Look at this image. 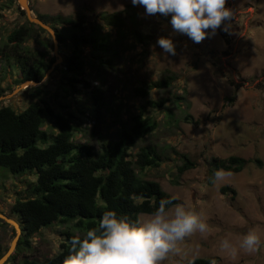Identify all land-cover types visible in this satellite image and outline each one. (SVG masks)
<instances>
[{
	"label": "rangeland",
	"instance_id": "obj_1",
	"mask_svg": "<svg viewBox=\"0 0 264 264\" xmlns=\"http://www.w3.org/2000/svg\"><path fill=\"white\" fill-rule=\"evenodd\" d=\"M27 3L36 17L83 19L88 27L93 23L103 25L101 14L130 6L142 40L136 41L128 31L118 40L117 30L104 25L100 31L108 35L110 49L101 54V61L90 53L88 45L83 47L81 77L89 88L79 84L76 94L71 95L65 90L70 74L63 68L70 49L57 40L54 53L51 35L36 31L24 46L45 53V60H52L50 70L40 83H16L21 78L19 71L3 68L0 55V93L4 92L0 97L9 95L0 100V108L10 106L20 112L31 102L41 101L55 113H70L75 127H81L74 141L95 148L102 140L116 141L121 123L132 115L143 112L154 117L157 129L138 141L134 152L144 144L156 145L163 162L157 169L147 170L145 178L157 182L177 204L198 213L208 225L205 234L194 232L179 241L178 251L169 253L161 264L189 263L196 258L213 259L215 264H264V0H226L225 7L233 13L230 28L225 32L228 44L223 42L218 29L215 36L193 43L186 35L172 30L170 16H146L143 7H134L130 0H27ZM19 8L18 0H0V47L9 33L26 23V15ZM126 23L125 29L133 28L127 20ZM56 28L69 33L68 24H58ZM160 37L172 39L175 55H161L156 45ZM168 75L175 77L170 87L150 90L145 98L134 95L135 88ZM94 89L102 92L101 109L91 98ZM231 97L233 103L227 100ZM163 98L169 100L161 109L148 105V101ZM96 115L94 127L92 119ZM44 128L55 132L49 120ZM230 156L249 162L238 173L224 171L230 175L214 179L211 158ZM185 158L194 166L178 174L177 167ZM36 176V173L14 176L0 170V213L15 217L11 206L16 199L26 197V186ZM221 187L230 191L221 192ZM148 218L149 215L141 214L139 222ZM67 229L71 227L59 224L42 229L31 238L30 251L24 254L30 259L32 255H54ZM250 229L261 237L256 252L238 250L235 256H229L220 251L221 239L238 243ZM14 235L9 224L0 223L1 248L7 249Z\"/></svg>",
	"mask_w": 264,
	"mask_h": 264
},
{
	"label": "trees",
	"instance_id": "obj_2",
	"mask_svg": "<svg viewBox=\"0 0 264 264\" xmlns=\"http://www.w3.org/2000/svg\"><path fill=\"white\" fill-rule=\"evenodd\" d=\"M129 9L130 6H127L112 14L103 13L100 15L103 25L93 23L89 27L83 19L72 21L61 16L37 15V18L55 31L59 43L70 49L63 68L64 72L70 74L67 79L68 88L65 90L71 95L76 94L79 84L89 88L88 82L81 77L83 64L80 58L83 47L88 45L90 53L101 61V54L110 49L108 35L100 31L104 25L117 30L118 40L123 39L127 31L136 41L142 40L137 24L134 23L135 13ZM19 11L22 15L25 14L20 8ZM126 20L132 24V29H125ZM58 24H68L69 33L60 32L56 28ZM36 31L46 32L26 20L25 24L6 36L0 47L3 68H15L21 75L16 83H40L51 67L52 60L46 61L45 53L24 46ZM218 32L223 42L228 44L227 33L219 29ZM174 80V75H168L135 88L133 92L135 96L145 98L150 90L168 88ZM3 94L1 91L0 96ZM102 96V92L97 89L91 91V98L98 109L104 106ZM179 98L175 97L176 100ZM168 100L163 98L148 101V105L153 109H161ZM227 100L233 103L234 97ZM168 115H171L170 112ZM72 117L74 116L70 113H55L41 101L31 102L20 112L10 106L0 108V170L5 169L14 176L37 174L36 179L26 186V197L16 199L11 206V213L19 222L22 234L15 252L5 264H64L68 255V239L73 235L82 236L88 229L96 226L105 211L113 210L117 215L139 223V215H150L162 199L172 201L169 208L178 203L157 182L145 178L147 170L157 169L163 162L158 147L144 144L134 152L137 142L143 141L157 129L154 117L143 112L132 115L126 123H121L116 141L102 140L98 148L74 141L81 127H75ZM97 119V115L92 119L94 127ZM48 120L55 132L44 128ZM248 162L237 156L227 159L213 157L210 166L212 172L223 170L238 173ZM255 162L261 164L259 160ZM193 166L185 158L177 167L178 174ZM220 190L230 191L226 187H221ZM231 193L235 192L231 190ZM105 204L107 208L103 206ZM0 223L6 226L2 220ZM58 224L68 225L71 230L67 229L62 233L57 253L43 257L32 255L33 259L24 254V251H30L31 238L37 236L42 229ZM6 250L0 247V257ZM213 261L196 258L189 263L179 264H212Z\"/></svg>",
	"mask_w": 264,
	"mask_h": 264
},
{
	"label": "clouds",
	"instance_id": "obj_3",
	"mask_svg": "<svg viewBox=\"0 0 264 264\" xmlns=\"http://www.w3.org/2000/svg\"><path fill=\"white\" fill-rule=\"evenodd\" d=\"M135 7L142 6L144 15L170 16L174 32L186 35L193 43L216 35L217 29L227 32L233 17L225 7L226 0H130ZM156 45L161 55H175V45L170 37H160ZM230 175L223 170L214 173L221 180ZM103 204V202H101ZM170 199H162L147 220L131 222L113 210L105 211L96 226L82 236H71L64 264H161L169 253L178 251L177 243L194 232L205 234L208 225L195 211L183 204L171 209ZM107 208V205H103ZM260 235L253 229L242 235L238 243L221 239L219 249L229 256L238 250L256 252ZM212 264H215L213 261Z\"/></svg>",
	"mask_w": 264,
	"mask_h": 264
},
{
	"label": "water",
	"instance_id": "obj_4",
	"mask_svg": "<svg viewBox=\"0 0 264 264\" xmlns=\"http://www.w3.org/2000/svg\"><path fill=\"white\" fill-rule=\"evenodd\" d=\"M18 3L21 7V10H23L25 12L27 20L31 24H34V25L42 28L43 30L47 31L51 35L52 43H53V51H54V53H56L57 39H56L55 31L49 25L43 23L39 18H37L36 16H34L32 14V11H31L30 7L28 6L27 0H18ZM58 58L60 59L59 56H58ZM49 70L50 69H48L47 72ZM24 83L37 84L36 82H33V81H25L22 84H24ZM22 84L19 86V88L22 87ZM7 96H9V95H5V96L0 97V100L6 98ZM0 220H2L6 224H9L15 232V235H14L13 239L11 240L9 247L7 248L6 252L0 257V264H5L8 261V259L11 257V255L15 252L19 238L22 234V229L20 227L19 222L14 217L8 218L3 213H0Z\"/></svg>",
	"mask_w": 264,
	"mask_h": 264
}]
</instances>
